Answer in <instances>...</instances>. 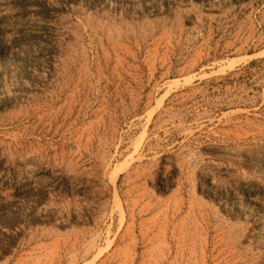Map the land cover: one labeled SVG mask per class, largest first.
Segmentation results:
<instances>
[{"label": "rangeland", "instance_id": "obj_1", "mask_svg": "<svg viewBox=\"0 0 264 264\" xmlns=\"http://www.w3.org/2000/svg\"><path fill=\"white\" fill-rule=\"evenodd\" d=\"M0 264H264V0H0Z\"/></svg>", "mask_w": 264, "mask_h": 264}, {"label": "trees", "instance_id": "obj_2", "mask_svg": "<svg viewBox=\"0 0 264 264\" xmlns=\"http://www.w3.org/2000/svg\"><path fill=\"white\" fill-rule=\"evenodd\" d=\"M255 62H256V61H253V62H251L249 66H251V65L255 64Z\"/></svg>", "mask_w": 264, "mask_h": 264}]
</instances>
